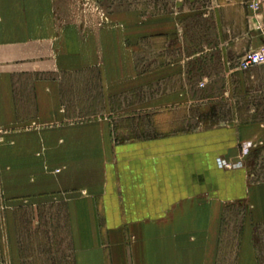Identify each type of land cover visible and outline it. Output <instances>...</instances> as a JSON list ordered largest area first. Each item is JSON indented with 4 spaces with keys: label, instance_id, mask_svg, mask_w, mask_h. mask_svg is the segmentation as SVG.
I'll use <instances>...</instances> for the list:
<instances>
[{
    "label": "crops",
    "instance_id": "1",
    "mask_svg": "<svg viewBox=\"0 0 264 264\" xmlns=\"http://www.w3.org/2000/svg\"><path fill=\"white\" fill-rule=\"evenodd\" d=\"M49 3L0 0V189L9 199L5 210L11 207L0 215V264H23L15 213L23 203L65 206L73 264H221L230 208L243 206L249 214L235 264H257L254 226L264 222V186L248 169L254 148L244 156L243 146L264 145V122L169 132L164 118L156 121L159 133L125 141L103 120L69 122L56 52L42 49L32 18L46 17L37 7ZM234 4L253 17L224 44L243 42L249 31L254 47L264 46V0ZM189 95L179 88L141 110L190 109ZM219 160L234 167L221 168Z\"/></svg>",
    "mask_w": 264,
    "mask_h": 264
},
{
    "label": "rangeland",
    "instance_id": "2",
    "mask_svg": "<svg viewBox=\"0 0 264 264\" xmlns=\"http://www.w3.org/2000/svg\"><path fill=\"white\" fill-rule=\"evenodd\" d=\"M232 2L52 0L47 10L39 4V13L50 14L32 18H37L42 49L56 52L54 66L68 121L103 120L122 141L159 133L156 121L164 118L169 132L264 122V66L238 71L240 59L256 49L251 34L247 31L245 40L232 42V47L224 44L227 36L236 40L238 26H249L253 17L249 9L239 12L240 7ZM260 27L264 34V25ZM172 74L169 80L160 79ZM179 88L190 92V109L157 115L141 110L146 101ZM34 114L32 110V117ZM247 165L252 182L264 186V145L254 147ZM5 198L0 189L1 216L11 208L5 210ZM23 204L15 212L22 263L73 264L63 221L65 206ZM248 214L243 206L230 208L223 244L227 251L221 264H235L243 219ZM254 227L257 264H264V222Z\"/></svg>",
    "mask_w": 264,
    "mask_h": 264
},
{
    "label": "built area",
    "instance_id": "3",
    "mask_svg": "<svg viewBox=\"0 0 264 264\" xmlns=\"http://www.w3.org/2000/svg\"><path fill=\"white\" fill-rule=\"evenodd\" d=\"M264 66V46L251 50L244 57H242L238 64V70L246 72L257 67ZM254 148L252 143H247L243 146V155L249 156L251 150ZM219 166L224 169H232L234 166L227 163L225 160H219Z\"/></svg>",
    "mask_w": 264,
    "mask_h": 264
}]
</instances>
